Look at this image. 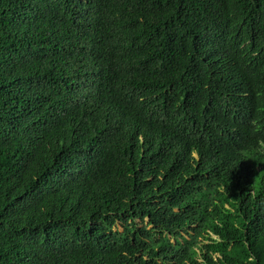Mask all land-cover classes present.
I'll return each mask as SVG.
<instances>
[{
	"label": "trees",
	"instance_id": "trees-1",
	"mask_svg": "<svg viewBox=\"0 0 264 264\" xmlns=\"http://www.w3.org/2000/svg\"><path fill=\"white\" fill-rule=\"evenodd\" d=\"M0 264H264V0H0Z\"/></svg>",
	"mask_w": 264,
	"mask_h": 264
}]
</instances>
